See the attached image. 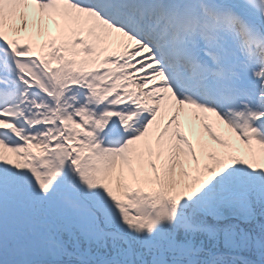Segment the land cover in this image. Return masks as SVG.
<instances>
[{
    "label": "snow or ice",
    "instance_id": "1",
    "mask_svg": "<svg viewBox=\"0 0 264 264\" xmlns=\"http://www.w3.org/2000/svg\"><path fill=\"white\" fill-rule=\"evenodd\" d=\"M0 264H264V0H0Z\"/></svg>",
    "mask_w": 264,
    "mask_h": 264
}]
</instances>
